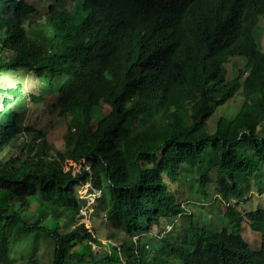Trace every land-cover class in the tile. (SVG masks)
I'll list each match as a JSON object with an SVG mask.
<instances>
[{
  "label": "trees",
  "instance_id": "trees-1",
  "mask_svg": "<svg viewBox=\"0 0 264 264\" xmlns=\"http://www.w3.org/2000/svg\"><path fill=\"white\" fill-rule=\"evenodd\" d=\"M4 2L13 14L0 15V153L35 130L19 120L28 98L73 131L66 144L82 166L66 170L59 152L49 160L43 129L35 153L0 157V264L17 262L14 245L36 233L47 264H264V207H239L264 179V51L252 31L264 0H47L38 16L25 0ZM238 94L237 112L209 120ZM210 148L215 176L202 172L199 184L207 199L214 185L232 229L198 225L173 189L190 157ZM87 182L97 195L90 223L77 193ZM33 198L47 208L34 221L24 214ZM181 216L182 241L167 234ZM152 225L159 248L141 239Z\"/></svg>",
  "mask_w": 264,
  "mask_h": 264
},
{
  "label": "rangeland",
  "instance_id": "rangeland-1",
  "mask_svg": "<svg viewBox=\"0 0 264 264\" xmlns=\"http://www.w3.org/2000/svg\"><path fill=\"white\" fill-rule=\"evenodd\" d=\"M29 4H31L35 9H38L36 12L31 13V16H38V14H43L44 9L49 7L50 3L47 0H25ZM56 5V2H53ZM13 4H7L4 0H0V15L5 14L7 16H11L13 14ZM45 29L41 31L44 32ZM253 34L258 42V46L260 49L264 51V14L260 16V20L258 24L253 28ZM2 32L0 31V36ZM41 39L47 42V38L44 35H41ZM243 63L238 60L230 61L228 66L232 70L237 72L238 68L242 66ZM247 73V71H246ZM16 79L21 80L24 79L26 85L28 86V90H31L32 81H31V72L30 71H21ZM3 75H0V83L3 82ZM12 80V77H9V80ZM27 90V91H28ZM243 98L240 94L236 97H233L218 108L217 113L210 118V121H216L221 113H226L230 115L231 113L237 112V110L242 105ZM27 108L23 110L20 107V111H22L21 116L19 118L20 122L26 126L34 127V131L23 132L19 135V137L12 143L9 144L6 149L0 153V157L2 159H8L10 157L16 156L18 154H22L24 152L28 154L35 153L37 148L41 145L43 141V136L38 133L40 129L47 131V138L51 143V147L49 148L48 159L51 161H57L58 155L57 153H63L67 158L65 163H63L66 169H72L74 173H78L81 169V163L79 161L73 160V158L69 155L68 144H66L67 139L71 136L70 133L73 131H68L67 125L62 118L56 116L55 112L50 110V107L46 106H34V104L29 101L27 98L25 101ZM97 118L102 116V111L99 108L96 114ZM76 137L77 135L74 134ZM217 154L210 148L208 153L202 154L201 157L195 155L192 158L190 157V161L193 162V168L184 169L178 181L173 184V189L177 195V198L182 201L187 206L188 212L193 213L195 222L203 226L205 228L211 230H220L223 228L232 229V225L227 218L224 217L226 212L227 203L218 198V191L215 189L214 185L211 183L209 185V190L211 193V197L209 199L204 197V194L201 191V187L199 184V177L202 172H210L211 176H215V170L217 167ZM90 183H85L77 189L78 196L80 197L83 205L81 208V212L83 214L88 215L82 221L86 223H90L89 215L93 213L94 207L97 203L96 198L97 195L94 192H89ZM260 186L264 187V179L260 185L255 184V181L251 182V190L249 195L246 197V202L239 203V207L243 210L250 209L253 207H264V191L260 190ZM34 189V186L26 187L23 191L25 193H29ZM12 192L10 196H12ZM48 198L52 201L55 200L54 196H48ZM33 203H35L29 210L24 211L25 216L34 221L38 216L46 214L47 208L44 204H41L37 199H31ZM18 209H21L18 204ZM93 215V214H92ZM164 225H167V229H172V223L168 222V220H164ZM187 225V218L180 217L177 219L174 224V228L171 231H167L168 236L172 237L174 240H181V235L185 234ZM160 228L156 225H152L150 230L142 235V240H145L149 243L150 246L154 245V247L159 248L161 243L155 234L159 232ZM245 240H247L248 245L253 250H258L260 240H255V234L253 231L247 230V232H243ZM258 237V236H256ZM259 238V237H258ZM105 241V240H104ZM182 241V240H181ZM164 253L165 251L162 250ZM13 257L16 258L17 262L13 264H21L28 257H40L41 261L44 264H47L50 251H48V242L47 239L43 238V235L40 233H36L32 236H27L25 238H21L20 242L14 245L12 250Z\"/></svg>",
  "mask_w": 264,
  "mask_h": 264
},
{
  "label": "built area",
  "instance_id": "built-area-1",
  "mask_svg": "<svg viewBox=\"0 0 264 264\" xmlns=\"http://www.w3.org/2000/svg\"><path fill=\"white\" fill-rule=\"evenodd\" d=\"M66 169V168H65ZM66 170H68V169H66ZM73 171V170H72ZM73 173H74V171H73Z\"/></svg>",
  "mask_w": 264,
  "mask_h": 264
}]
</instances>
